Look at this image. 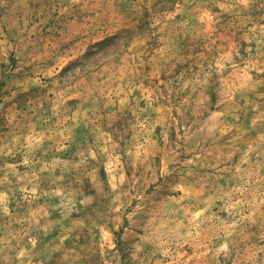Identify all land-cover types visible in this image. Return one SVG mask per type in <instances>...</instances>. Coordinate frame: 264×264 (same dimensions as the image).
<instances>
[{
  "label": "rangeland",
  "instance_id": "rangeland-1",
  "mask_svg": "<svg viewBox=\"0 0 264 264\" xmlns=\"http://www.w3.org/2000/svg\"><path fill=\"white\" fill-rule=\"evenodd\" d=\"M0 264H264V0H0Z\"/></svg>",
  "mask_w": 264,
  "mask_h": 264
}]
</instances>
